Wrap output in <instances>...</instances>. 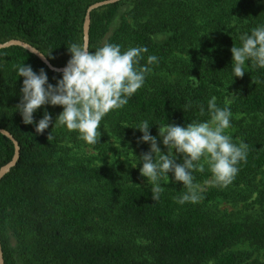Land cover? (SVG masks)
I'll list each match as a JSON object with an SVG mask.
<instances>
[{"label": "trees", "instance_id": "trees-1", "mask_svg": "<svg viewBox=\"0 0 264 264\" xmlns=\"http://www.w3.org/2000/svg\"><path fill=\"white\" fill-rule=\"evenodd\" d=\"M99 1L0 0V43L22 39L55 66H66L67 46L84 44L87 8ZM126 3L129 9L113 30ZM258 25H264V0H122L91 15L90 51L105 43L122 51L143 46L148 51L140 65L149 55L158 58L148 65L144 86L103 119L114 134L135 140L137 162L150 148L138 139L142 133L126 124L149 120L150 134L157 136L167 122L204 121L212 96L218 106L228 104L233 115H255L246 123L233 119L238 127L233 142L247 143V158L229 185H211L205 204L178 203L187 191L183 184L164 188L154 201L150 186L141 183V163L124 173L84 162L61 171L54 161L55 127L37 134L16 111L24 77L15 66L43 68L53 85L62 73L24 47L0 49V128L21 148L17 165L0 182L5 264H264L237 249L246 241L264 249V220H233L206 205L245 199L239 190L264 168V68L249 61L243 77L231 71V48L241 46L239 36ZM45 110L54 122L51 105L38 109L34 120ZM14 153L12 140L0 133V168ZM208 178L207 172L198 173L194 183Z\"/></svg>", "mask_w": 264, "mask_h": 264}, {"label": "clouds", "instance_id": "clouds-1", "mask_svg": "<svg viewBox=\"0 0 264 264\" xmlns=\"http://www.w3.org/2000/svg\"><path fill=\"white\" fill-rule=\"evenodd\" d=\"M239 40L241 46L231 48L233 77H243L249 61L254 67L264 68V25L241 34ZM67 49L70 59L55 85L49 83L43 68L36 72L25 63L15 66L18 77H24L21 101L16 105V111H19L24 124H34L37 134H43L52 124V129L66 128L69 132H77L88 145H96L100 143L99 126L105 116L122 109L144 86L146 75L151 71L148 65L158 63V58L149 55L147 64L140 65L143 54L148 51L143 46L122 51L118 44L105 43L90 51L87 45L73 43ZM216 100L212 96L207 101V120L193 121L184 126L168 122L159 125L158 135L162 137L166 153L158 146L157 136L150 134L149 120L135 126L124 125L138 129L142 133L138 139L150 143V150L141 154L137 163L131 164L133 167L142 164L139 171L147 179L154 201L159 200L164 190L162 182L169 181L170 172L174 181L182 182L187 189L177 198L180 204L198 203L201 199L200 185L194 183L193 173L204 172L205 165L212 173L207 183L213 186L226 187L235 178L239 171L237 165L247 158V143L244 140L238 144L233 142L228 133L232 127L231 108L228 104L218 106ZM44 105L62 106L63 110L54 122L47 110L38 122L34 120L33 114ZM190 107L191 104L185 106ZM200 113H205L203 105ZM47 138L49 141L54 139L52 131ZM178 155L183 163L176 162Z\"/></svg>", "mask_w": 264, "mask_h": 264}, {"label": "rangeland", "instance_id": "rangeland-1", "mask_svg": "<svg viewBox=\"0 0 264 264\" xmlns=\"http://www.w3.org/2000/svg\"><path fill=\"white\" fill-rule=\"evenodd\" d=\"M129 9V5L126 3L123 5L121 13L118 15L115 23L113 24V30L120 24L123 15ZM52 106V105H51ZM56 117L63 110L62 106H53ZM239 116L245 119L246 122H250L255 118V115H233L231 123L232 127L228 130L231 136L237 135L238 127L233 123L236 117ZM264 118L263 115H261ZM105 125V127H104ZM101 132L100 143L96 145H88L85 141L79 138L77 132H69L66 128L55 127V153L54 161L58 165L61 171L70 169L69 167L75 166L79 162H84L92 166H98L102 168L113 169L119 173H124L128 170L135 169L131 163H137L136 143L133 138H122L111 131V127L102 121L99 126ZM157 144L161 148L162 152H167L166 146L162 144V137L157 135ZM150 148V143L148 142ZM136 155H134V154ZM122 157V158H121ZM177 163H183L182 157L178 155ZM204 172L209 174V178L203 181H199L196 184L200 185L199 203L205 204L204 193L211 187V184L207 183L212 177V173L208 166L205 165ZM194 172V177L198 173ZM169 181L162 182L164 188L170 186H177L182 182L174 181L173 174L170 172ZM141 183L148 185L147 179L141 175ZM239 192L244 195L240 198L241 201L233 203L225 199H220L216 202L207 203L206 205L213 210H218L223 215H228L233 220H264V168L254 178H251L249 184H246ZM237 249L247 251L252 258H259L264 261V249H259L250 242L246 241L243 244L237 246Z\"/></svg>", "mask_w": 264, "mask_h": 264}, {"label": "water", "instance_id": "water-1", "mask_svg": "<svg viewBox=\"0 0 264 264\" xmlns=\"http://www.w3.org/2000/svg\"><path fill=\"white\" fill-rule=\"evenodd\" d=\"M120 1L122 0H103V1L95 2L87 8L84 29H83V40H84L83 45H87L88 47L90 46V35L89 34H90L92 12L102 7H105L107 5L114 4ZM12 45H18V46L24 47L31 53L38 56L53 71L62 73V70L65 67V66H62V67L55 66L48 59V57L45 54H43V52L40 49H38L37 47L33 46L29 42H26L22 39H10L8 41L2 42L0 43V49L8 48ZM0 133L7 136L10 140H12V142L15 145V153H14L12 160H10L8 163H6L0 168V182H1L3 178L17 165L20 159L21 148H20L19 142L12 135L11 132H9L6 129L0 128ZM0 264H5L4 253H3L2 244H1V238H0Z\"/></svg>", "mask_w": 264, "mask_h": 264}]
</instances>
